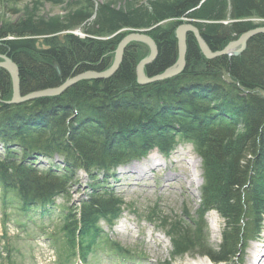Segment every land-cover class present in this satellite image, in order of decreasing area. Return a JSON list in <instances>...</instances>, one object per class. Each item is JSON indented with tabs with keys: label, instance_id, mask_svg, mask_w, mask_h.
<instances>
[{
	"label": "trees",
	"instance_id": "1",
	"mask_svg": "<svg viewBox=\"0 0 264 264\" xmlns=\"http://www.w3.org/2000/svg\"><path fill=\"white\" fill-rule=\"evenodd\" d=\"M179 16L193 19L189 23L198 28L210 49L222 51L241 35L264 26V0H178L145 11L102 5L92 23L85 12L70 16L65 24L19 21L0 26V55L17 64L26 95L36 87L70 79L75 64L101 70L97 58L108 55L110 46L116 50L127 31H148L159 51L145 69L152 77L178 60L175 31L163 24ZM256 19L262 23L255 24ZM79 29L84 38L74 34ZM59 34L64 35L62 40ZM148 53L147 46L133 43L109 82L79 83L52 104L46 99L0 108V143L5 152L0 159V197L25 207L46 205L67 194L74 173L83 168L93 180L90 194L78 218L76 210L65 218L63 230L75 249L72 253L77 244L86 259L96 240L98 219L117 213L123 205L106 189L98 190L101 186L94 173H108L154 148L169 154L179 143H190L202 161L204 179L197 219L189 214L170 216V222L161 220V215L149 217L160 220L172 237L174 257L198 254L213 264H240L242 252L259 237L264 218V35L250 39L237 56L207 60L190 34L186 68L180 76L136 86V65ZM9 79L0 71V96L5 102L10 99L4 88L11 89ZM85 92L90 94L87 102L78 99ZM84 103L92 105L91 112L86 115L84 107L73 121L75 132L70 133L66 122L74 115L71 107ZM55 155L64 160L62 176L54 170H61L57 167L49 173L34 167ZM79 160L85 166L76 164ZM212 211L226 223L216 251L206 244L205 218Z\"/></svg>",
	"mask_w": 264,
	"mask_h": 264
},
{
	"label": "rangeland",
	"instance_id": "2",
	"mask_svg": "<svg viewBox=\"0 0 264 264\" xmlns=\"http://www.w3.org/2000/svg\"><path fill=\"white\" fill-rule=\"evenodd\" d=\"M175 1L178 0H0V26H8L26 20L65 24V21L70 16L80 12L90 14L93 20L97 8L102 5L120 10L136 9L145 11L151 5L153 7L154 5H164L174 3ZM187 17L179 16L170 19L163 24V28H172L176 32L181 25L188 24L191 20L194 22L193 19L189 20ZM253 22L255 24L262 23L258 19ZM129 32L130 30L126 34ZM148 33L147 31L146 34ZM74 34L81 36L80 38H84L81 29L76 30ZM73 127H75L74 124ZM155 150L153 149L150 153ZM14 152L18 153L17 148H15ZM188 154L190 158L186 157ZM4 155L5 152L1 150L0 146V159ZM16 156L19 155L17 154ZM183 159L186 160L183 161ZM191 160L195 163L194 169L189 165ZM42 161V164H47L42 166L44 169L48 166H53L55 163L53 160ZM163 163L164 167L156 172L157 175L155 177L151 176V172L147 174L149 176V181L147 182L137 183L136 177L127 175L123 176L124 179L120 183L114 180L109 182L116 186L118 193L123 194L129 209L135 210L138 215H141L140 219L132 216V219H127L130 220L129 224H125V221H123V224L119 225L128 229L123 235L117 236L115 234L113 236L112 233L110 235L123 245L128 246L132 251H143L145 253L146 260L138 264H213L207 256L203 257L198 254L194 257L191 255L170 257L172 247L169 240L164 238L163 230L157 229L144 219L154 209H157V213L164 216H180L186 213L195 218L193 220L197 219L195 212L200 208L201 188L204 184V179L202 161L195 153L193 145L184 142L169 158H165ZM193 173H196V177L193 176L194 180L196 178L195 183L192 180ZM169 174L180 176L179 181L166 183V176ZM122 175L118 174L117 176L121 177ZM78 178L79 185L75 189H72L71 199L73 203L79 202L82 198L81 196L87 191V186L91 185V181L83 174L81 176V172L78 174ZM187 182L191 184L188 185ZM64 204L68 206L62 200L56 205L60 207ZM3 206V202L0 200V264H60L63 261L59 254L64 253L65 237L61 231L62 226L60 221L57 220L61 209H57L51 217L45 218H42L40 211H37L36 213H31L29 217L25 216L24 222H22V216L17 215L13 209L9 210L11 216L7 219L6 216L9 214L4 211ZM12 207L16 208V205ZM205 220L208 225L205 231L207 237L206 244L211 250L216 251L222 243V235L225 232L226 223L215 211L207 213ZM20 223H25L24 226L26 228L21 229ZM184 223H187L190 229H194V226H191L190 222L186 221ZM43 226L46 227L44 232H48L45 235V240L43 239L44 237L39 235L42 232L41 227ZM135 227L137 229L134 230ZM117 229L119 230L120 228ZM53 232H57L55 236L52 234ZM28 235H30L29 238ZM263 235L264 218L259 237L254 239V242H250L242 252L240 264H249V261L255 260L261 254V250L257 249L253 255L252 249L260 248V246L264 245ZM137 236L139 237L137 238ZM110 260L109 256L100 253L96 261L91 264H110ZM75 263L77 261L72 262V264Z\"/></svg>",
	"mask_w": 264,
	"mask_h": 264
},
{
	"label": "bare ground",
	"instance_id": "3",
	"mask_svg": "<svg viewBox=\"0 0 264 264\" xmlns=\"http://www.w3.org/2000/svg\"><path fill=\"white\" fill-rule=\"evenodd\" d=\"M94 20H95V17H94V19L92 20V18L91 19H89V21H90V23H92V22H94ZM140 33H143V34H145L146 36H148L145 32H140ZM66 34H68L67 32H66ZM84 37H85V35H83ZM127 35H125V37H126ZM58 37L62 40L63 39V37H64V35H58ZM79 37H81V36H79ZM149 38H151L150 36H148ZM45 39H47L46 37H41L40 38V40H42V41H45ZM152 39V38H151ZM153 40V39H152ZM154 41V40H153ZM155 42V41H154ZM133 43H139V44H142L141 42H130L129 44H127V48L131 45V44H133ZM156 44V43H155ZM178 44V43H177ZM39 46L41 45V42H39V44H38ZM42 45H44L43 43H42ZM46 46V45H45ZM156 46H157V44H156ZM43 47V46H42ZM126 48V49H127ZM147 48L149 49V55H148V57L147 58H150V56H151V49H150V47L149 46H147ZM109 49V54L108 55H99V57L97 58V60H98V62L99 63H101V70H97V71H95V70H91V69H85V68H83V67H79V64H75L72 68H71V78L70 79H68V80H66V81H62L61 79L60 80H58L59 82L58 83H55V84H51V83H49V85H46L45 87H43V88H40V86L39 87H36L37 89H34V90H32V91H30V92H28V94L29 95H33V94H36V95H40V94H45V93H53V92H55L56 90H58V89H62V88H64L65 89V85H66V82L67 81H69V80H71V79H73V78H77V77H81L82 75H90V74H92V73H98V74H103V75H105L106 77H108V79H106V81L107 82H109L110 80H112V79H114V77H115V75L119 72V70H120V68H121V66H122V63H123V61H124V57H125V52H124V55L121 57L116 51L117 50H115V48H113L112 46H110V48H108ZM157 49H158V46H157ZM159 52V51H158ZM121 57V58H120ZM146 58V59H147ZM157 58H158V56H157ZM156 58V59H157ZM11 61L13 64H15L16 66H17V64L14 62V61H12L9 57H7V55H0V63H5V61ZM120 62H121V64H120ZM141 63V62H140ZM140 63H138L137 65H136V68L135 69H137L138 68V66H139V64ZM154 63V62H153ZM153 63H151V64H149L148 66H150V65H152ZM53 66L54 67H58L57 66V64L56 63H53ZM117 66L119 67V68H117ZM8 68V69H7ZM7 68H0V71H5L8 75H9V77H10V79H9V81H8V84L9 85H11V89H9L6 85H5V90L7 89V90H9V92L8 93H10V96H9V101H7V102H5V100L3 99V97H1L0 96V104H3L0 108H2L3 106H8V107H18V106H21V105H11L10 104V102H11V100H12V98H13V96H14V92H13V89H14V83H13V71L9 68V67H7ZM17 68H18V66H17ZM147 68V66L144 68V74L146 75V72H145V69ZM18 70H19V68H18ZM165 72V71H164ZM164 72H162V73H164ZM4 73V72H3ZM162 73H160V74H162ZM160 74H158V75H160ZM112 75V76H111ZM135 75H136V86H137V84L139 85V86H143L142 84L140 85L138 82V77H137V74H136V71H135ZM147 76V75H146ZM154 76H157V75H154ZM154 76H152V77H154ZM19 77H20V70H19ZM148 78H152V77H149V76H147ZM87 81H92V82H96V81H102V80H98V79H84V80H79V82L77 83V84H79V83H84V82H87ZM166 81V80H165ZM20 82H21V78H20ZM161 82H164V81H161ZM160 81L159 82H156V83H153V84H157V83H161ZM51 84V85H50ZM76 84V85H77ZM152 84V85H153ZM76 85H74V86H76ZM151 85V84H150ZM73 86V87H74ZM71 88H69V89H67L66 91H64L62 94H60V95H55V96H49V97H47V98H40L39 97V99H37V101L39 102L40 100H50V103L52 104L53 103V101L54 100H56V99H59V98H61L64 94H66L69 90H70ZM21 92H22V89H21ZM114 93H116V91H114V92H108L106 95H112V94H114ZM28 94H26V95H28ZM22 95H24L23 93H22ZM80 97H78V99H80L81 101L82 100H84V102H87V101H89L90 100V94L89 93H82V94H80L79 95ZM33 102H36V101H33ZM30 103H32V102H30ZM26 104H29V103H23V105H26ZM84 107H87V109H85V113H86V115L88 114V113H90L91 112V108H92V105H86L85 103L83 104V105H73L71 108H72V113H74V115L71 117V116H69L70 117V119L69 120H67V122H66V125H68L69 126V128H68V131L70 132V133H72V130H74V132H75V129H72V127H73V121L77 118V116L78 117H80L83 113H84ZM81 108L83 109V111L81 110ZM179 145V144H178ZM0 146H1V150H4V146H3V144H1L0 143ZM176 153H178V152H176ZM157 152L155 151V152H152L151 154H149V156L147 157V158H145L142 162H134V163H132L131 165H129L127 168H125V172H124V174L125 175H130V176H136L137 178H136V182L137 183H143V182H147V181H149V179H148V177H146L147 176V174L149 173V172H151L152 170H155L156 172L159 170V169H161V168H163L164 167V163H163V161H161V160H159V164H154V163H156V162H158V156H157ZM187 158H190V155L188 154L187 156H186ZM161 158V157H160ZM21 160V159H20ZM19 160V161H20ZM186 159H183V161H185ZM53 162H55V163H61V160L59 159V157L57 156V155H55L54 157H53ZM189 162V161H188ZM187 162V163H188ZM194 162L191 160L190 162H189V165L191 166V167H193V169H194V165H195V163L193 164ZM76 164H80V165H82V166H85L84 165V161H82V160H79V162H76ZM35 167V166H34ZM37 170H39V171H47V173H49L48 171H50V170H52V168L50 167V166H48L46 169H40V167H35ZM80 170H82V171H84V169L82 168V169H80ZM78 174H80V172L79 171H77V172H75L74 173V184H75V186L77 187L78 185H79V178H78ZM81 176H82V173H81ZM196 177V173H193V175H192V180H194V177ZM76 177H77V179H76ZM179 179H180V176H178V175H174V174H169V175H167L166 176V183H174V182H178L179 181ZM195 181H196V178H195V180H194V183H195ZM196 183H198V182H196ZM187 184L188 185H190L191 183H189V182H187ZM202 189V188H201ZM85 196V195H84ZM89 195L87 194V197H88ZM200 209V208H199ZM198 211V210H197ZM196 211V212H197ZM195 212V213H196ZM218 214V213H217ZM219 215V214H218ZM220 216V215H219ZM221 217V216H220ZM168 218H169V216H164V215H161V220H165V221H167V222H170L169 220H168ZM222 218V217H221ZM206 219V218H205ZM223 219V218H222ZM263 234V233H262ZM264 236V235H263ZM259 242V241H258ZM261 250L260 252H261V254L260 255H258L257 256V258L255 259V260H251V261H247L249 264H264V245H262V246H260V248H253L252 249V253H253V255L255 254V252H256V250Z\"/></svg>",
	"mask_w": 264,
	"mask_h": 264
},
{
	"label": "water",
	"instance_id": "4",
	"mask_svg": "<svg viewBox=\"0 0 264 264\" xmlns=\"http://www.w3.org/2000/svg\"><path fill=\"white\" fill-rule=\"evenodd\" d=\"M189 34H192L194 38L196 39L199 49L201 53L203 54V56L207 60H215V59L225 57V56L232 57V56L239 55L247 47V43L250 39H252L254 36H257V35H261V34L264 35V26L257 27L254 30H251L243 34L238 40L228 44L222 51L214 52L210 49L208 44L202 38V36L199 33L198 28H196L190 23L181 25L175 32L176 40L178 42V61L177 63L175 64V66H173L172 68H169L164 73L154 76L152 78H148L144 74V68L146 66L148 67L149 64L153 63L158 56L157 46L151 38H149L143 33H137L135 31H132L120 41L116 52L122 57L124 55V52L126 51L127 44H129L130 42H141L142 44L150 47L151 49L150 58L143 60L139 64L138 68L136 69V74H137L138 81H139L138 83L140 85L142 84L143 86H147V85L159 82V81L161 82V81L173 79L175 77L180 76L184 72L186 68V59H187V37ZM237 49L239 50L234 51ZM7 67H9L13 71L12 75H13V83H14V89H13L14 96L10 102L11 105H23V103H30L33 101H37L39 97L47 98L49 96L60 95L67 89L72 88L74 85H76L81 79L82 80L98 79L102 81L108 79V77H106L105 75L94 72L90 75H82L80 78L77 77V78H73L67 81L65 85L66 86L65 89L64 88L58 89L53 93H45V94H40V95H36V94L22 95L19 70L17 66L8 60L5 61V63H0V68H7ZM117 68L119 67L117 66Z\"/></svg>",
	"mask_w": 264,
	"mask_h": 264
}]
</instances>
